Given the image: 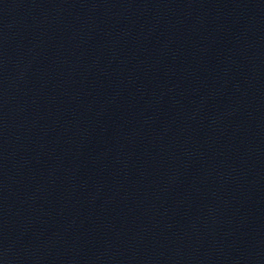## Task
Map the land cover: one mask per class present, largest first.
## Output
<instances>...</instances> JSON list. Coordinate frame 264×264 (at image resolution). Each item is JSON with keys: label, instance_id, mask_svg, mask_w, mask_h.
Wrapping results in <instances>:
<instances>
[{"label": "water", "instance_id": "water-1", "mask_svg": "<svg viewBox=\"0 0 264 264\" xmlns=\"http://www.w3.org/2000/svg\"><path fill=\"white\" fill-rule=\"evenodd\" d=\"M0 264H264V0H0Z\"/></svg>", "mask_w": 264, "mask_h": 264}]
</instances>
